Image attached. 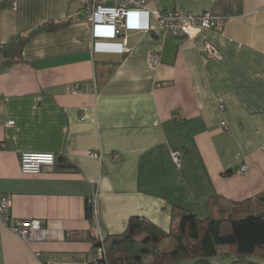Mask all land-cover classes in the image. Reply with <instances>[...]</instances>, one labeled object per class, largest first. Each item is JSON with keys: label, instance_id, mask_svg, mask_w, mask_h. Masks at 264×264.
Instances as JSON below:
<instances>
[{"label": "crops", "instance_id": "obj_1", "mask_svg": "<svg viewBox=\"0 0 264 264\" xmlns=\"http://www.w3.org/2000/svg\"><path fill=\"white\" fill-rule=\"evenodd\" d=\"M145 3L150 12L226 17L223 32L178 40L150 16L152 31L123 32L128 53L93 54L78 3L0 0V44L68 22L37 32L19 64L0 66V195L11 224L37 220L42 228L28 242L2 229L0 264L90 260L86 207L95 191L104 237L122 233L133 216L168 232L174 207L206 218L214 196L240 202L264 192V0ZM22 153L54 154L56 163L25 175Z\"/></svg>", "mask_w": 264, "mask_h": 264}, {"label": "trees", "instance_id": "obj_2", "mask_svg": "<svg viewBox=\"0 0 264 264\" xmlns=\"http://www.w3.org/2000/svg\"><path fill=\"white\" fill-rule=\"evenodd\" d=\"M67 23L46 24L26 36H16L0 44V66L22 62L23 50L37 32L53 31ZM92 214L87 201L86 216L90 221ZM171 220L170 230L164 232L143 217H130L122 233L104 237L103 243L92 240V257L80 261L85 264H210L215 257H233L230 264H257L252 258L259 256L264 262V192L240 202L214 196L206 218L174 207ZM165 240L172 243V250H160ZM99 247L104 256L97 259Z\"/></svg>", "mask_w": 264, "mask_h": 264}, {"label": "built area", "instance_id": "obj_3", "mask_svg": "<svg viewBox=\"0 0 264 264\" xmlns=\"http://www.w3.org/2000/svg\"><path fill=\"white\" fill-rule=\"evenodd\" d=\"M80 5L85 13V21L91 30L92 46L91 53L109 54L116 53L124 55L129 52L126 44V37L123 32L127 30L150 32L154 28L150 24V16H153L158 30L163 31L166 37L178 40L194 39L202 30H212L222 33L226 17H215L209 13L182 14L177 10L150 12L146 8L145 0H69ZM135 18L141 19L140 23H133ZM202 50L210 57L220 58L219 53L210 45H204ZM149 63L152 67L160 64V55L154 52L149 56ZM72 95L79 93V86L72 85ZM13 121H7L6 126L11 127ZM221 126L226 129L223 122ZM264 153V145L261 147ZM172 162L176 167H180L181 151L173 150L170 153ZM90 157H95L90 154ZM20 171L25 175H35L40 173L44 167L54 166L56 155L54 154H33L22 153L19 157ZM246 166L239 169V173H244ZM88 204L92 208L93 220L91 221L89 234L95 243H103L104 236L98 221L97 205L98 193L95 191L89 198ZM2 229L10 231L23 241L28 242L38 236L41 231V223L37 220L27 222L14 221L10 223L9 201L6 196L0 195V231ZM38 256V255H37ZM97 259L104 256L102 248L96 249ZM39 258V256H38ZM50 264V262L46 263ZM70 264H85L83 261H74Z\"/></svg>", "mask_w": 264, "mask_h": 264}, {"label": "rangeland", "instance_id": "obj_4", "mask_svg": "<svg viewBox=\"0 0 264 264\" xmlns=\"http://www.w3.org/2000/svg\"><path fill=\"white\" fill-rule=\"evenodd\" d=\"M160 250L165 252V251H170L172 250V243L171 242H168L167 240L163 241L161 244H160ZM233 259L232 258H225V257H215V258H212L210 260V264H216L218 260L222 261V260H225L227 262L231 261ZM262 259H260V257L256 256L255 258H252V261H254L255 263H258V264H263V261H261ZM184 264H189V262H185Z\"/></svg>", "mask_w": 264, "mask_h": 264}, {"label": "water", "instance_id": "obj_5", "mask_svg": "<svg viewBox=\"0 0 264 264\" xmlns=\"http://www.w3.org/2000/svg\"><path fill=\"white\" fill-rule=\"evenodd\" d=\"M84 17H85V13L84 12H82V15H81V19H84Z\"/></svg>", "mask_w": 264, "mask_h": 264}]
</instances>
